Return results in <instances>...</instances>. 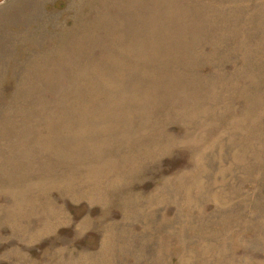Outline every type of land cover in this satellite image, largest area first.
Returning <instances> with one entry per match:
<instances>
[{"label": "rangeland", "instance_id": "1", "mask_svg": "<svg viewBox=\"0 0 264 264\" xmlns=\"http://www.w3.org/2000/svg\"><path fill=\"white\" fill-rule=\"evenodd\" d=\"M0 264H264V0H0Z\"/></svg>", "mask_w": 264, "mask_h": 264}]
</instances>
